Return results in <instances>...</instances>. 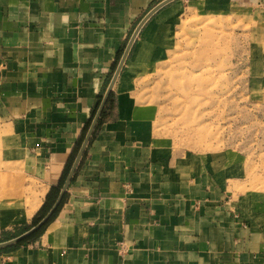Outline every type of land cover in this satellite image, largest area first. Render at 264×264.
I'll list each match as a JSON object with an SVG mask.
<instances>
[{"label":"crops","instance_id":"1","mask_svg":"<svg viewBox=\"0 0 264 264\" xmlns=\"http://www.w3.org/2000/svg\"><path fill=\"white\" fill-rule=\"evenodd\" d=\"M167 1L0 0V111L21 129L22 167L44 190L27 225L2 230L1 243L56 213L0 264H264L260 231L206 172L160 155L126 93L169 48L180 7ZM237 3L264 8L200 0L190 9ZM131 39L116 107L106 102L94 125Z\"/></svg>","mask_w":264,"mask_h":264},{"label":"rangeland","instance_id":"2","mask_svg":"<svg viewBox=\"0 0 264 264\" xmlns=\"http://www.w3.org/2000/svg\"><path fill=\"white\" fill-rule=\"evenodd\" d=\"M177 1L181 12L170 28L167 52L126 93L160 155L179 168L188 163L206 172L222 187L225 201L264 237V8L237 3L241 7L232 12H203L190 9L200 0ZM133 42L126 41L107 79L106 85L124 53L106 101L110 110ZM19 131L0 111V232L26 226L23 221L41 203L34 196L42 185L22 167Z\"/></svg>","mask_w":264,"mask_h":264},{"label":"water","instance_id":"3","mask_svg":"<svg viewBox=\"0 0 264 264\" xmlns=\"http://www.w3.org/2000/svg\"><path fill=\"white\" fill-rule=\"evenodd\" d=\"M169 1H170V0H168L167 2H169ZM167 2H165V3H167ZM162 5H164V4H162ZM162 5H161V6H162ZM161 6L157 7L156 9H154V10L151 12V14L154 13V12H155L158 8H160ZM151 14H150V15H151ZM150 15H149V16H150ZM149 16H148V17H149ZM129 46H130V44H129ZM128 50H129V48H128ZM128 50H127V52H128ZM127 52H125V55L127 54ZM123 60H124V58H123ZM119 69H120V68H119ZM119 69H118V70L116 71V73L114 74V76H113V78H112V80H111V82H110V84H109V86H108V88H107V92H106V94H105V97H104V100H103L102 106H101V108H100V110H99V112H98V114H97L96 119L94 120V125H95V123H96V121H97V119H98V117H99V115H100V113H101V111H102V109H103L104 104L106 103V101H107V99H108V97H109V95H110V92H111V90H112V86H113V84L115 83V80H116V77H117V75H118ZM93 127H94V126H93ZM93 127L91 128V131L89 132L88 136L86 137L84 144L87 143V141H88V139H89V137H90V135H91V132H92V130H93ZM59 203H60V200H59V202H57V204H56L54 210L56 209V207H57V205H58ZM47 219H48V218H47ZM47 219L43 220V221L40 222L38 225L34 226L32 229H30L28 232L22 234L21 236L15 238V239H12V240H10V241H8V242L0 243V248H6V247H9V246H12V245L18 244L19 242L23 241L24 239H26V238L32 236L34 233H36V232H37V231H38V230H39V229H40V228L46 223Z\"/></svg>","mask_w":264,"mask_h":264},{"label":"trees","instance_id":"4","mask_svg":"<svg viewBox=\"0 0 264 264\" xmlns=\"http://www.w3.org/2000/svg\"><path fill=\"white\" fill-rule=\"evenodd\" d=\"M101 97V96H100ZM110 100V99H109ZM109 102V101H108ZM108 102H107V104H108ZM56 214V213H55ZM55 214L52 216V218L55 216ZM51 218V219H52ZM51 219H49V221L51 220ZM34 221H36V219L34 220ZM49 221L45 224V225H43L36 233H34L33 234V237H36V236H38V235H40L41 233H42V231H43V229L45 228V226L49 223ZM26 242H28V241H23V242H21V243H19V244H17V245H14V246H11V247H8V248H5V249H3V250H0V252H9V251H12L13 249H15L16 247H18L19 245H22L23 243H26Z\"/></svg>","mask_w":264,"mask_h":264},{"label":"bare ground","instance_id":"5","mask_svg":"<svg viewBox=\"0 0 264 264\" xmlns=\"http://www.w3.org/2000/svg\"><path fill=\"white\" fill-rule=\"evenodd\" d=\"M113 86H114V84H113ZM113 86H112V88H113ZM36 190V189H35ZM34 191V190H33ZM38 193V192H37ZM44 195V190L42 191V192H39L38 194H36L35 196H34V198H41L42 196ZM27 211V210H26ZM23 212L22 213V215L21 216H19L21 219L23 218H25L26 216L25 215H27V212Z\"/></svg>","mask_w":264,"mask_h":264}]
</instances>
